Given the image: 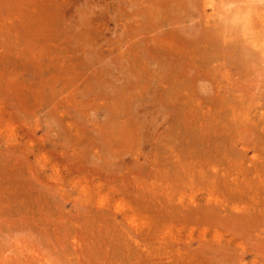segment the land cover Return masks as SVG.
Listing matches in <instances>:
<instances>
[{
	"label": "rangeland",
	"instance_id": "374dc122",
	"mask_svg": "<svg viewBox=\"0 0 264 264\" xmlns=\"http://www.w3.org/2000/svg\"><path fill=\"white\" fill-rule=\"evenodd\" d=\"M157 1L0 0V257L29 245L59 264H264V188L229 183L247 158L264 162V129L232 107L264 110V62L246 65L240 24L236 45L218 25L198 35L204 0Z\"/></svg>",
	"mask_w": 264,
	"mask_h": 264
},
{
	"label": "bare ground",
	"instance_id": "6f19581e",
	"mask_svg": "<svg viewBox=\"0 0 264 264\" xmlns=\"http://www.w3.org/2000/svg\"><path fill=\"white\" fill-rule=\"evenodd\" d=\"M155 2H156V0H154ZM166 1V0H165ZM171 1V0H170ZM173 1H175V0H173ZM178 1V0H177ZM180 1V0H179ZM187 1V0H186ZM189 1V0H188ZM191 1V0H190ZM149 2L151 3V0H149ZM157 2H159V6H161L162 8L164 7V4L162 3L163 1L161 0V2L158 0ZM192 2H193V0H192ZM192 2H190L189 3V6L191 5V6H193V4H192ZM152 3H153V1H152ZM167 3L168 2H166V5H167ZM173 3V2H172ZM180 3V2H179ZM181 3H182V1H181ZM180 3V5L183 7V9H184V11H187V12H189L188 10H186V9H189V7L186 5V3L187 2H183V4H184V6L182 5ZM194 3V2H193ZM210 2H209V0H204V14H203V18H204V20H205V18H206V20H205V22L206 23H211V25H209V27L208 28H206V27H204V26H206V25H204V26H202L203 24L202 23H204L203 21H202V23L199 21V23L201 24H199L198 25V27H199V31L197 30L196 32H198L199 34L198 35H200L201 36V34L203 35V34H205V33H201L200 32V30H201V27H202V29H203V31L204 30H210L209 32H208V30H207V32L208 33H212V29H209V28H212V25H213V27H216L217 25H218V27H216L215 28V30H217V32L216 33H220V34H222V36H224V39H225V41H227L228 40V36H229V39L231 40V38L230 37H232L233 35H237V33H236V31H235V27L233 28V26H234V24H240V31L242 30V32H243V37H242V40H243V42L245 43V47H246V45H247V48H245L247 51L249 50V53H248V58L246 59V61H245V63L247 62V63H249L248 64V66H252V63H254L255 65H257L258 67H260V65H262V63L264 62V0H229V2H225L223 5H218V7H216V8H214L212 11H210L209 9H208V7H207V5L209 4ZM157 5H158V3H157ZM168 5H170V4H168ZM172 5V4H171ZM174 5V4H173ZM176 5H177V2H176ZM185 6H187V7H185ZM177 7H178V5H177ZM182 9V8H181ZM183 9H182V11H183ZM190 9L192 10V8L190 7ZM186 12V13H187ZM191 12V11H190ZM189 12V13H190ZM184 13V12H183ZM192 13V12H191ZM190 13V14H191ZM201 13H203V12H201ZM200 13V14H201ZM188 14V13H187ZM186 14V15H187ZM199 14V15H200ZM176 16V18H174V21L175 22H177L176 20H178L177 19V15H175ZM191 16L192 15H190L189 16V14H188V17L190 18V20L189 21H191V20H193V16H192V18H191ZM181 18V17H180ZM184 18H186V17H184ZM211 18H215L214 20L213 19H211ZM176 19V20H175ZM187 19V18H186ZM200 19H201V17H200ZM180 21H181V19H179ZM178 20V21H179ZM211 20H213V21H211ZM183 22H185L184 20H182L180 23H183ZM198 23V21L196 22V24ZM185 24H186V22H185ZM196 24H194V25H190L191 27H193V26H196ZM236 24V25H237ZM216 25V26H215ZM235 25V26H236ZM198 27H196L195 29H197ZM205 28V29H204ZM171 31V30H170ZM175 32V31H174ZM206 32V31H205ZM206 32V34H208ZM201 33V34H200ZM213 33H214V31H213ZM173 34V33H172ZM176 35V34H175ZM178 35V34H177ZM209 35V34H208ZM208 35H205V36H208ZM179 36H181V35H179ZM196 36H197V33H196ZM194 34H193V36H186V35H183V37H186V38H189V40L193 43V42H195V41H192L191 40V38H193L194 40H199V39H195V38H197ZM199 36V37H200ZM217 36V35H216ZM169 37H172L171 35L169 36ZM195 37V38H194ZM198 37V38H199ZM210 36H208V38H209ZM218 37V36H217ZM239 37V36H238ZM174 38V35H173V37H172V39ZM175 38L177 39L178 38V36L176 37L175 36ZM181 38V37H180ZM207 37H204L203 39H206ZM234 38H236V37H234ZM202 38H200V40H201V43H202V40H203ZM210 39V38H209ZM211 39H213V46H215L216 44H217V46L218 45H220V44H218V43H222V41L219 39V37H218V39L220 40V41H218V39L216 40L215 39V37L214 38H211ZM214 39H215V41H217V42H215L216 44H214ZM179 40V39H178ZM178 40H176V42L178 41ZM182 40H183V38H182ZM181 40V41H182ZM189 40H186L185 42L187 43ZM237 40V39H236ZM241 40V41H242ZM204 41H206V40H204ZM211 41V40H210ZM208 42V41H207ZM228 42H230V41H228ZM178 43V42H177ZM186 43H183L184 44V46H185V44ZM189 43V42H188ZM188 43H187V45H188ZM191 43V45H194L195 44V46L197 45L198 46V44H197V42H195L194 44H192ZM204 43H206V42H204ZM203 43V44H204ZM230 43H232V40H231V42ZM228 44V43H227ZM232 44H234V43H232ZM240 44V43H239ZM181 45H182V42H181ZM180 45V46H181ZM234 45H236V44H234ZM238 45V44H237ZM179 46V48H178V50H179V52L178 51H176L178 54L176 55V56H178L179 54L180 55H182V54H184V52H182L181 51V47ZM204 46V48L201 46V48H199V49H204L205 50V45H203ZM212 46V43L210 44V47L212 48L213 47ZM224 46V45H223ZM241 46H243V45H241ZM193 47V46H192ZM200 47V46H199ZM209 47V46H208ZM216 47V46H215ZM222 47V46H221ZM226 47V46H225ZM172 48V47H171ZM187 48H190V49H192L191 47H187ZM195 47H193V52H197L195 49H197V48H195ZM219 48V47H218ZM228 48V47H227ZM174 49H175V47H174ZM182 49H184V48H182ZM186 49V48H185ZM198 49V50H199ZM209 49V48H208ZM240 49V51L243 49H241V48H239ZM216 50V49H215ZM218 50V49H217ZM185 51V50H184ZM189 51V50H188ZM206 51V50H205ZM190 52V51H189ZM192 52V51H191ZM190 52V53H191ZM202 52V51H201ZM204 52V51H203ZM202 52V53H203ZM244 52V51H243ZM173 53V52H172ZM198 53V52H197ZM245 53V52H244ZM200 54V53H199ZM238 54V53H237ZM242 55V54H241ZM244 55V54H243ZM180 58H181V56H179ZM179 57H177V58H179ZM183 58V57H182ZM181 58V59H182ZM239 58H241V57H239ZM242 58H243V56H242ZM201 59V58H200ZM203 59V58H202ZM201 59V60H202ZM204 59H206V58H204ZM179 61H181L180 59H178ZM192 60H194V59H192ZM237 60V59H236ZM242 60H245V55H244V58L242 59ZM242 60H241V62H242ZM176 61V60H175ZM183 62H184V60H182ZM194 61H196V60H194ZM238 61V60H237ZM244 63V62H243ZM244 63V64H245ZM247 63H246V65H247ZM184 65L186 64V62L185 63H183ZM183 65V66H184ZM242 65V64H241ZM242 69H245V67L243 68V67H241ZM252 68V67H251ZM260 68H262V67H260ZM247 70V69H246ZM252 70V69H251ZM264 70V69H263ZM219 85V84H218ZM217 87H219V86H217ZM217 92H219V94H221L222 95V90L221 89H218L217 90ZM227 103V102H226ZM234 104V103H233ZM215 104H213V106H214ZM225 105V104H224ZM213 106H212V108H213ZM216 106V105H215ZM217 107V106H216ZM232 107L235 109V112L236 111H242L243 110V112H241V114H240V112H239V114H240V116H241V120H243L244 122H246L245 123V125H246V128H247V126H248V124H254V125H257V128H262V130L264 129V110H263V108H261L260 106H257V109L255 108V109H253V110H249L248 109V107L246 108V107H244L243 108V106H241L240 104H237V106H234V105H232ZM210 108V107H209ZM215 108V107H214ZM243 108V109H242ZM251 109V108H250ZM209 110V109H208ZM213 110H215V109H213ZM232 110V109H231ZM257 110V111H256ZM211 111V110H210ZM209 111V112H210ZM231 111H229V113H230ZM256 113V116H260V118L258 119V121H257V117L256 116H254V115H252V113ZM208 113V112H207ZM217 113V112H216ZM232 113V112H231ZM237 113V112H236ZM210 114V113H209ZM234 114V113H233ZM212 115V114H211ZM237 115H238V113H237ZM234 116V115H233ZM209 117H213V116H210L209 115ZM228 118V117H227ZM214 119H215V116H214ZM211 121H212V119H211ZM225 121V120H224ZM229 122V121H228ZM202 123H203V125L201 124L200 125V130H199V132L200 131H202V129H201V126H204V125H206V124H204V122L202 121ZM217 123H220V121L219 122H217ZM217 123H216V125H217ZM209 124V123H208ZM211 124V123H210ZM214 124H215V121H214ZM219 125V124H218ZM223 125V124H222ZM253 125V126H254ZM196 126V125H195ZM211 126V125H210ZM214 126V125H213ZM213 126H212V129H213ZM225 126V125H224ZM253 126L252 127H250V126H248V128L249 129H252L253 128ZM226 127V126H225ZM244 127V126H243ZM215 128V127H214ZM210 129H211V127H210ZM219 129H221L222 130V128H220L219 127ZM237 129V128H236ZM242 129V128H241ZM204 130V129H203ZM216 130V132H219V131H217V129H215ZM253 130V129H252ZM259 130H261V129H259ZM197 131V130H196ZM207 131L209 132V130L207 129ZM223 131V130H222ZM225 131H226V129H225ZM198 132V135L199 134H201V132L199 133ZM224 132V131H223ZM187 133H189V132H187ZM203 133H205V132H203ZM227 133H229V131L227 132ZM233 133V132H232ZM231 133V134H232ZM243 133V132H242ZM220 134V133H219ZM222 134V133H221ZM230 134V137L231 136H233V135H231ZM255 134V133H254ZM262 135H261V137L264 139V136H263V133H261ZM190 135V134H189ZM210 135V134H209ZM243 135V134H242ZM195 136V135H194ZM200 136V135H199ZM203 136V135H202ZM222 136H224V135H222ZM229 136V135H228ZM227 136V137H228ZM204 137V140H205V137H207V136H203ZM261 137H259V138H261ZM192 138V137H191ZM197 138V137H196ZM202 138V137H201ZM220 138V137H219ZM225 138V137H224ZM233 138H234V136H233ZM197 139H199V137L197 138ZM210 143H211V145L213 146V147H215L216 146V141L217 140H215V138H212V137H209L208 136V138H206ZM218 139V138H217ZM239 139V138H238ZM242 139H243V137H242ZM255 140H258V137H257V139L256 138H254ZM195 140V139H194ZM230 140V139H229ZM234 140H235V138H234ZM222 141V140H221ZM231 142L233 141V139L231 138V140H230ZM236 141H238V140H236ZM259 141H261L262 142V140L261 139H259ZM199 142V141H198ZM233 142H235V141H233ZM240 142V141H239ZM261 142H259V143H261ZM236 143H238V142H236ZM257 143V142H256ZM263 143H264V141H263ZM263 143L261 144V146L263 145ZM202 144V143H201ZM224 144V143H223ZM222 144V145H223ZM205 145V144H204ZM208 145V144H207ZM238 145V144H237ZM244 146H246V145H244ZM244 146H243V149H244ZM211 147V146H210ZM226 147V146H225ZM230 147V146H229ZM218 148V147H217ZM242 148V147H241ZM247 148V147H246ZM260 148V147H259ZM209 150H211L210 148H208ZM207 149V150H208ZM219 150L221 149L220 147L218 148ZM248 149V148H247ZM215 150V149H214ZM213 150V151H214ZM218 150V151H219ZM245 150V149H244ZM259 150V149H258ZM261 150V149H260ZM222 151V150H221ZM220 151V152H221ZM263 151V150H262ZM205 153H206V151H204ZM210 152H212V150L210 151ZM215 152V151H214ZM214 152H213V154H214ZM223 152V151H222ZM227 152V151H226ZM244 152V151H243ZM259 152V151H258ZM264 152V151H263ZM225 153V152H224ZM223 153V154H224ZM228 153V152H227ZM226 153V154H227ZM248 153V152H247ZM261 153V152H260ZM207 154H208V152H207ZM207 154H205V155H201V161L199 160V163L201 162H203V164L204 165H206V162L207 161H205V159H207V158H209L208 156H207ZM220 154V153H219ZM230 154V153H229ZM264 154V153H263ZM222 155V154H221ZM232 155V154H231ZM248 155V154H247ZM246 155V156H247ZM213 156V155H212ZM215 156V155H214ZM213 156V157H214ZM219 156V155H218ZM228 156V155H227ZM254 156H255V154H254ZM221 157V156H220ZM223 157V156H222ZM256 157V156H255ZM260 157H262V156H259V158ZM192 158V157H191ZM258 158V159H259ZM263 159V161H264V157H262ZM217 159V158H216ZM227 159V158H226ZM225 159V160H226ZM256 159V160H255ZM254 160L252 159V157H251V159H249V160H252V162H251V166H247L246 165V163L248 162L247 160H248V158H247V162L245 161L244 162V166L242 165V163H240V165H238L237 166V171H236V174L235 175H237L236 177H234V178H232V179H230L231 181L229 182L230 183V185H232L234 188L236 187L237 188V190H238V188H242L243 186H247V185H249V186H251V187H253V188H257V190H258V188L260 189V187L259 186H263L262 188H264V162H263V168H262V166H260V164L257 166V158H255ZM212 159H209V161H211ZM261 161V160H260ZM194 162V161H193ZM223 162H225V161H223ZM243 162V161H242ZM183 163V162H182ZM200 163V167H202V169H203V164H201ZM217 162H215V164H216ZM259 163V162H258ZM262 163V162H261ZM218 164V163H217ZM250 164V163H249ZM208 165V164H207ZM197 166V165H196ZM216 166V165H215ZM221 166V165H220ZM228 166V165H227ZM183 167V166H182ZM199 167V166H198ZM206 167H208V166H206ZM211 167H212V165H211ZM222 167V166H221ZM261 167V168H260ZM196 169H197V167H195ZM213 168H214V166H213ZM220 168V167H219ZM182 169V168H181ZM220 169H222V168H220ZM219 169V170H220ZM214 170V169H213ZM227 170V169H226ZM225 170V171H226ZM229 170V169H228ZM204 172V171H203ZM234 172V171H233ZM228 174H226V175H224V177H225V179H228L229 177H231L230 176V174H232V172L230 173V171H228L227 172ZM219 174V173H218ZM220 174H222V171H221V173ZM234 175V174H233ZM220 177H221V175H220ZM223 177V176H222ZM254 185H256V186H254ZM231 186V187H232ZM248 187V186H247ZM233 189V188H232ZM245 189V188H244ZM247 189H249V187L247 188ZM246 189V190H247ZM245 190V191H246ZM250 190V189H249ZM251 191V192H250ZM249 192V194L250 195H252L253 193H256L255 195L256 196H258L259 194L256 192V190L253 192L252 190H250ZM243 192V190L241 191V193ZM262 192H263V190H262ZM261 191L259 192V193H262ZM240 193V194H241ZM243 194V193H242ZM258 194V195H257ZM263 194H264V192H263ZM244 195V194H243ZM254 195V194H253ZM207 197H208V202H209V204H213V201H216L217 203H221V204H224L225 203V201H221V200H219V199H217L216 198V196H214V195H212V196H209V195H207ZM247 197V196H246ZM101 199H100V204H102L103 205V203H105L104 202V200H103V198L102 197H100ZM245 198V197H244ZM237 199L235 202H233L232 203V205H233V209H238L239 210V208L240 209H244V208H247V207H250L251 205H250V203L252 202V200H250V198H249V196H248V199H249V201H251V202H248L249 203V205H248V203H247V206L245 205L246 204V202L248 201H246V202H244V200H246V199ZM252 198H254V200H257L256 199V197H253L252 196ZM261 198H263V197H261ZM98 201V200H97ZM258 201H259V199H258ZM97 203V205H100V204H98L99 202H96ZM254 203H256V201L254 202ZM254 203H252V204H254ZM259 204V203H258ZM264 204V203H263ZM101 206V205H100ZM254 206V205H253ZM258 207V206H257ZM102 208V207H101ZM104 208H105V206H104ZM116 209H115V211H113V212H111L110 210V212H108V213H113V215H114V217L115 218H117L120 214H122L123 215V217L125 216V213L123 212V210L121 209V207H119V206H117V207H115ZM256 208V206H254V209ZM261 209H262V207H261ZM260 209V210H261ZM102 210H105V209H102ZM252 210V209H251ZM256 210V209H255ZM255 210L254 211H252V212H255ZM106 211V210H105ZM104 211V212H105ZM235 212H239L240 213V211H241V213H246V211H248L247 209H246V211H245V209H244V212H242L243 210H239V211H237V210H234ZM259 212V211H258ZM107 213V214H108ZM124 218H126L127 219V217H124ZM124 218H123V220H124ZM126 219H125V221H126ZM106 220H107V218H106ZM106 222V221H105ZM121 233V232H120ZM124 233V232H123ZM127 233H129V232H127ZM131 233V232H130ZM125 234H126V232H125ZM125 234H124V236H125ZM120 236H122V235H120ZM76 237V236H75ZM81 237V236H80ZM84 236L82 235V238H83ZM94 237V236H93ZM92 237V238H93ZM96 237V236H95ZM119 237V236H118ZM126 237H129V234H128V236H126ZM120 238V237H119ZM119 238H117V240L119 241ZM84 239V238H83ZM97 239V238H96ZM128 239V238H127ZM127 239L125 240V241H127ZM129 239H131L130 237H129ZM132 239H134L133 237H132ZM90 240V239H89ZM92 240V239H91ZM97 240H99V239H97ZM97 240H95L97 243L98 242H100V246H103L102 245V243H101V241H102V239H101V241H97ZM122 240H124L123 238H121V240L120 241H122ZM83 240H79L77 237L76 238H74V240H73V242H72V248H74L75 249V251L76 252H74L73 250H72V252L73 253H76L77 254V256L78 255H83V254H86V252H85V250L87 249V251H90V248L89 247H84V242H82ZM84 241H85V244L87 243V241L84 239ZM129 241H131V240H129ZM129 241H127V242H125L126 244L129 242ZM92 242V243H91ZM90 243L91 244H89V245H92L93 243H95V242H93V241H91ZM122 242H124V241H122ZM132 242V241H131ZM131 242H130V244H131ZM88 243H89V241H88ZM104 243V242H103ZM118 243V242H117ZM120 244H122L121 242H119ZM96 244V243H95ZM95 244H93L94 246L93 247H95V246H97V245H95ZM120 244L118 245L119 247H120ZM104 245L106 246L107 245V243L105 244L104 243ZM129 245V244H128ZM132 245V244H131ZM11 246V245H10ZM10 246H8V248L10 247ZM108 246V245H107ZM124 248H127V247H125L124 246V243H123V245H122ZM30 246L29 245H27V247L25 248V247H23V246H18V250L16 251V252H14L13 251V249H11V248H9V250H12L11 252H13V253H10V254H7L8 253V251H6L5 253H6V255L5 254H3L1 257H0V264H55L56 262V264H59V262L58 261H53L51 258H50V256L48 255L47 256V254H44L45 256H47V257H49L50 258V260H49V258H47V257H44V256H42V255H40V254H42L43 252H40V253H38V251H39V249H38V251H37V248H32V250L30 251V252H28L29 251V249H27V248H29ZM109 247V246H108ZM129 247L131 248L132 246H130L129 245ZM6 247H4V249H5ZM104 248V247H103ZM111 248V247H110ZM113 248V247H112ZM129 248V249H130ZM78 249H82L81 250V252H79L78 251ZM105 249V248H104ZM103 249V250H104ZM115 251L114 252H117L116 251V248H113ZM122 249V248H121ZM3 249L1 248V251H2ZM26 250V252H24ZM28 250V251H27ZM106 250H107V248H106ZM106 250L104 251L105 253H106ZM117 250H119V249H117ZM126 250H128V249H126ZM108 251H110V250H108ZM107 251V254L106 255H108V257H109V252ZM124 251V250H123ZM4 252V250L2 251V252H0V254H2ZM91 252V251H90ZM70 253H71V250H70ZM93 253V252H92ZM120 253V252H119ZM75 254V255H76ZM88 254H90V253H88ZM112 254V253H111ZM116 254V253H115ZM73 255V254H72ZM93 255V254H92ZM128 255V254H127ZM113 256V255H112ZM141 256H142V258H144L143 256V254H141ZM79 257V256H78ZM86 257V256H85ZM90 257V256H89ZM100 257V256H99ZM105 257V256H104ZM136 258H138V257H140V256H135ZM79 258H82V257H79ZM98 258V257H97ZM107 258V257H106ZM83 259H85L84 257H83ZM90 260L92 259H94L93 258V256H91V258H89ZM139 260H140V258H138ZM144 259H146V258H144ZM136 260V259H135ZM139 260H138V262L136 261V263H139ZM142 260V259H141ZM71 261H74L73 259H71ZM134 261V260H133ZM145 260H143V262H144ZM148 260H146L145 262L148 264V262H147ZM53 262H55V263H53ZM76 261H74V263H75ZM85 262H87V261H85ZM95 261H92V263H94ZM142 261H140V263H141ZM142 263V264H146V263ZM82 263H83V261H82ZM96 263L98 264V261H96ZM101 263V262H100ZM135 263V262H134ZM139 263V264H140ZM62 264H63V262H62ZM77 264V263H76ZM86 264V263H85ZM90 264V263H89Z\"/></svg>",
	"mask_w": 264,
	"mask_h": 264
}]
</instances>
